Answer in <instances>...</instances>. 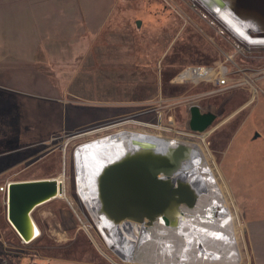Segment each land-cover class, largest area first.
<instances>
[{"label":"rangeland","instance_id":"obj_1","mask_svg":"<svg viewBox=\"0 0 264 264\" xmlns=\"http://www.w3.org/2000/svg\"><path fill=\"white\" fill-rule=\"evenodd\" d=\"M116 8L88 53L79 44L54 65L0 80V187L60 175L65 186L60 198L34 212L41 234L33 243L23 244L10 226V244L18 249L10 247L5 262L258 264L248 222L264 218V46L245 45L197 0H117ZM217 64L229 69V85L173 83L186 67ZM101 66L130 67L123 84L148 91L134 106L137 117L103 121L83 114V105L98 102L110 86L98 74ZM192 106L217 116L205 132L190 130ZM110 126L148 143L191 145L198 155L187 173L201 187L197 206L184 208L177 226L158 219L119 255L108 249L78 194L74 163L80 146L102 150L106 136L118 133ZM84 132L90 134L77 137ZM0 212L5 220L1 191ZM194 232L204 233L198 248Z\"/></svg>","mask_w":264,"mask_h":264},{"label":"water","instance_id":"obj_2","mask_svg":"<svg viewBox=\"0 0 264 264\" xmlns=\"http://www.w3.org/2000/svg\"><path fill=\"white\" fill-rule=\"evenodd\" d=\"M217 1L234 15L264 27V0ZM190 114V130L194 132H205L217 119L211 112L202 113L198 106H192ZM87 134L90 132L77 137ZM140 138L136 137L128 146L123 144L126 150L115 161L102 166L94 175L92 188L85 190L93 193L98 214L118 233L131 224L152 226L158 219L175 227L181 211L194 209L200 197L201 187L187 173L190 163L197 158L196 149L189 144L148 143ZM63 181L64 175H60L8 183L6 218L23 244L29 245L39 238L41 230L34 212L64 194Z\"/></svg>","mask_w":264,"mask_h":264},{"label":"crops","instance_id":"obj_3","mask_svg":"<svg viewBox=\"0 0 264 264\" xmlns=\"http://www.w3.org/2000/svg\"><path fill=\"white\" fill-rule=\"evenodd\" d=\"M116 6L117 0H0V80L54 65L79 44L88 53L90 39L108 25ZM0 220V264H7L5 253L18 248L10 244V224L1 212ZM150 227L141 224L139 235ZM248 234L258 264H264V218L248 222ZM203 238L194 233L195 242Z\"/></svg>","mask_w":264,"mask_h":264},{"label":"bare ground","instance_id":"obj_4","mask_svg":"<svg viewBox=\"0 0 264 264\" xmlns=\"http://www.w3.org/2000/svg\"><path fill=\"white\" fill-rule=\"evenodd\" d=\"M197 2L201 7L206 9L208 13L214 16L215 19L219 21L224 27V29H226L231 35L239 39L245 45L264 46L263 25H257L251 20L242 19L234 15L231 10L228 9V7H221L217 0H197ZM115 128L116 127L112 126L107 128L108 130H117L116 132L118 133L106 136L109 137V139L102 147V150L100 149L99 152H95L86 147V145L80 146L76 151L75 160L76 165L78 166V174L76 173L77 183L79 182V184H77L78 194L86 204L88 212L96 226V230H98L100 237L103 239L108 249L114 254L119 255L124 251L129 240L135 238L136 235L141 231V225L131 224L125 229L124 232H122V230H119V233L115 230L113 231L109 225V222L102 215L98 214L97 204L93 193L91 195L90 191H85L86 189L90 190V188H92L94 183L93 178L97 171L100 170L102 166L115 161L126 150V148L123 147V144H127L126 146H128V144L132 143L136 137H138V139L141 137V140L144 139L143 135L141 134L134 135L133 132H122V130ZM107 129L105 131H108ZM124 134L128 135V139L122 143L116 144L118 139ZM111 144H115V146L113 147L114 149H112V151H109L111 152L110 154L100 153L101 151L106 152L107 147L111 146ZM81 164L83 166L80 168ZM232 212L234 211H230L229 221L231 220ZM234 216L237 215L234 214ZM235 219H237V217H235ZM231 227L233 228L232 225ZM40 234H38V236H40ZM192 238L194 241V234ZM236 241L240 242L241 236L236 237ZM192 246L197 247L198 245L194 241Z\"/></svg>","mask_w":264,"mask_h":264},{"label":"flooded vegetation","instance_id":"obj_5","mask_svg":"<svg viewBox=\"0 0 264 264\" xmlns=\"http://www.w3.org/2000/svg\"><path fill=\"white\" fill-rule=\"evenodd\" d=\"M111 57V56H107ZM118 69V68H117ZM112 66H101L99 67V76L104 80H107V89L100 91V97L98 102H88L83 105L85 107L83 114L93 120H103V121H118L122 120L123 117H137L139 114L136 113L134 106H137L138 100H143L147 92L143 91H133L127 85L123 84V80L131 79L129 68H119ZM114 82V83H113ZM129 82V81H128ZM129 83H133L130 80ZM124 85V86H123ZM102 95V96H101ZM140 96V98H139ZM154 109H150L152 112ZM106 125V124H105ZM86 210L88 208L84 203ZM89 213V212H88Z\"/></svg>","mask_w":264,"mask_h":264},{"label":"built area","instance_id":"obj_6","mask_svg":"<svg viewBox=\"0 0 264 264\" xmlns=\"http://www.w3.org/2000/svg\"><path fill=\"white\" fill-rule=\"evenodd\" d=\"M229 69L223 64L216 66H189L183 69L178 77L173 80L175 84L197 85L203 82H210L218 86L229 85ZM8 183L0 187V191L5 195Z\"/></svg>","mask_w":264,"mask_h":264}]
</instances>
